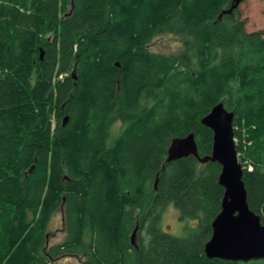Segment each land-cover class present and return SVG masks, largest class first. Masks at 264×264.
<instances>
[{
	"label": "trees",
	"instance_id": "trees-1",
	"mask_svg": "<svg viewBox=\"0 0 264 264\" xmlns=\"http://www.w3.org/2000/svg\"><path fill=\"white\" fill-rule=\"evenodd\" d=\"M235 4L0 0V264H241L204 252L221 165L167 160L191 132L212 153L201 119L223 102L264 223V29ZM163 34L181 49L152 51ZM170 205L194 221L184 236L162 228ZM63 207L65 238L49 245Z\"/></svg>",
	"mask_w": 264,
	"mask_h": 264
},
{
	"label": "water",
	"instance_id": "water-1",
	"mask_svg": "<svg viewBox=\"0 0 264 264\" xmlns=\"http://www.w3.org/2000/svg\"><path fill=\"white\" fill-rule=\"evenodd\" d=\"M75 0H72L74 5ZM240 0L229 10L233 11ZM43 52H41V57ZM68 117L64 122H67ZM213 132L212 153L200 156L195 134L172 140L167 160L194 155L201 163L218 162L221 165L219 183L224 188L221 210L212 222V236L204 252L208 258L229 261L264 260V223L261 216L250 208L244 181V166L239 160L234 134V112L223 102L216 104L201 119ZM66 178H68L66 176ZM158 181V180H157ZM156 181V185H157ZM136 230L133 231L134 241Z\"/></svg>",
	"mask_w": 264,
	"mask_h": 264
},
{
	"label": "rangeland",
	"instance_id": "rangeland-1",
	"mask_svg": "<svg viewBox=\"0 0 264 264\" xmlns=\"http://www.w3.org/2000/svg\"><path fill=\"white\" fill-rule=\"evenodd\" d=\"M241 19L245 21L248 31L264 29V0H244L239 5ZM181 37L173 34H163L156 37L151 46L154 52H177L182 47ZM117 126V125H115ZM236 129V128H235ZM240 158V157H239ZM240 160V159H239ZM241 162V161H240ZM243 162V161H242ZM244 166L247 165L245 161ZM64 207L57 212L51 220L49 229L51 232L49 245L61 242L65 238L63 229ZM194 221H184L180 218V212L173 205L168 206L163 214L162 228L175 236H184L194 225ZM62 228V230H61ZM137 236V235H136ZM136 239V238H135ZM61 264H87L84 258L65 257ZM241 264H264L263 260L254 259L242 261Z\"/></svg>",
	"mask_w": 264,
	"mask_h": 264
},
{
	"label": "bare ground",
	"instance_id": "bare-ground-1",
	"mask_svg": "<svg viewBox=\"0 0 264 264\" xmlns=\"http://www.w3.org/2000/svg\"><path fill=\"white\" fill-rule=\"evenodd\" d=\"M66 117H68V119H67V122H68V120H69V116L68 115H66L65 117H64V119H63V124H66L67 122H64L65 121V118ZM68 177V176H67ZM68 179V178H67ZM65 222V221H64ZM160 222V221H159ZM136 235H137V231H136V234H135V238H136ZM145 235V234H144ZM135 238H134V241H132V242H135Z\"/></svg>",
	"mask_w": 264,
	"mask_h": 264
},
{
	"label": "built area",
	"instance_id": "built-area-1",
	"mask_svg": "<svg viewBox=\"0 0 264 264\" xmlns=\"http://www.w3.org/2000/svg\"><path fill=\"white\" fill-rule=\"evenodd\" d=\"M250 169H251V167H250Z\"/></svg>",
	"mask_w": 264,
	"mask_h": 264
}]
</instances>
